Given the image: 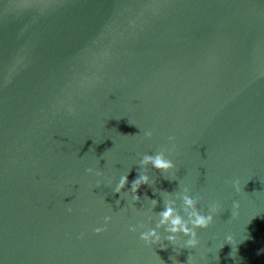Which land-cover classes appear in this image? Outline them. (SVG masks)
Segmentation results:
<instances>
[{"label":"water","instance_id":"water-1","mask_svg":"<svg viewBox=\"0 0 264 264\" xmlns=\"http://www.w3.org/2000/svg\"><path fill=\"white\" fill-rule=\"evenodd\" d=\"M185 186L199 245L146 244ZM0 264H264V0H0Z\"/></svg>","mask_w":264,"mask_h":264},{"label":"clouds","instance_id":"clouds-1","mask_svg":"<svg viewBox=\"0 0 264 264\" xmlns=\"http://www.w3.org/2000/svg\"><path fill=\"white\" fill-rule=\"evenodd\" d=\"M144 135L148 138L153 136V131L148 130L145 131ZM170 141H174L175 137L170 136L168 138ZM139 164L143 167L147 165H151L152 168L159 170L161 172H168L169 170L175 167V164L172 160L168 159L165 155V151H159L156 154H144L139 161ZM86 171L88 173H93V168H87ZM95 175H102L101 172L96 171ZM149 176L146 174V171L140 172L136 179L131 182L130 191L133 194L132 199L134 201H139L140 196L137 195L138 189L142 185L149 184ZM128 184V175H121L118 183L114 188V193H120L125 185ZM97 186H99V181L97 182ZM233 186L235 187L237 192L241 191L240 181L236 180L233 182ZM189 188L187 186L184 187V195L181 197L183 207L182 209H177L175 207V201L168 200L164 204V208L159 212V222L155 225L154 228H149L146 231L141 232L140 239L143 240L146 244H154L159 243L162 239L161 234L157 231L159 228H163L164 232L167 233L166 239L172 244L176 245L179 243V239L181 236L187 237L184 241L183 247L194 249L196 248L200 241L198 239V229H206L214 222V215L220 210V203L218 201H212L208 205V211L205 213L198 207V197H193L188 195ZM153 207L157 204L156 200L151 201ZM239 204L237 202L233 203V208H238ZM71 208L68 209L71 212ZM182 213L187 214V218ZM236 213L233 212V215ZM104 227H96L94 232L99 234L107 230V225L111 222V216H105ZM142 227V225H140ZM130 231H137V226H130ZM83 235V234H81ZM226 242L231 244L233 242V237L231 235L226 237ZM189 261L192 260V257H188Z\"/></svg>","mask_w":264,"mask_h":264}]
</instances>
